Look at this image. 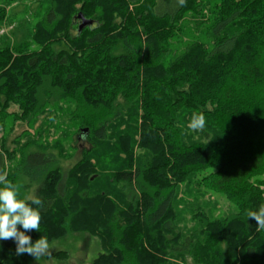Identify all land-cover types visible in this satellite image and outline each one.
Segmentation results:
<instances>
[{"label": "trees", "instance_id": "trees-1", "mask_svg": "<svg viewBox=\"0 0 264 264\" xmlns=\"http://www.w3.org/2000/svg\"><path fill=\"white\" fill-rule=\"evenodd\" d=\"M189 10L200 17L198 32L181 27ZM80 13L93 21L81 31ZM14 34L0 46V130L6 115L34 124L46 94L54 101L75 97L85 120L77 140L106 138L118 96L133 112L141 107L144 120L146 154L136 164L131 136L118 137L130 165L115 172L122 203L104 191L93 195L92 157L64 177L43 145L44 151L21 149L23 160L7 179L21 186V199L22 176L38 181L34 195L44 206L40 232L27 233L33 242L88 229L108 250L91 264H167L173 255H191L198 264H264V230L247 216L264 204V0H51L42 20ZM183 34L187 42L176 53L173 40ZM194 113L206 117L198 138L188 127ZM15 157L2 137L0 172ZM211 167L217 169L199 180L236 202L225 216L202 209L203 192L191 187ZM183 184L194 192L192 202L178 198ZM180 203L191 208L189 229L181 226ZM29 259L16 254L14 241H0V264Z\"/></svg>", "mask_w": 264, "mask_h": 264}, {"label": "rangeland", "instance_id": "rangeland-1", "mask_svg": "<svg viewBox=\"0 0 264 264\" xmlns=\"http://www.w3.org/2000/svg\"><path fill=\"white\" fill-rule=\"evenodd\" d=\"M50 6L51 0H0V7L5 8V16L3 20L0 19V46L6 44V41L13 42L16 37L14 32L17 29L32 27L39 20H42ZM189 11L183 14L180 21L181 27L185 28L186 31L198 32L200 28L196 27V23L200 22V17H195L193 10ZM173 41L176 44V53L184 46V42H187L184 34L179 42ZM35 47L34 45L31 48ZM43 100L45 112L43 114L38 113L39 117L34 124L18 121L13 114L6 115L4 118V127L0 130V141L2 137H9L10 150L13 148L16 150V157L10 161H6L5 168L7 175L12 176L10 175L11 172L20 166L23 160L21 152L23 148L26 152L32 150L44 151L45 148V152L53 155L54 166L61 167L64 177L74 167L81 165L83 162L86 164V157H92L87 170L91 171V175L94 172L98 175L94 180H88L89 186L93 189V195L96 192L104 191L108 194L107 196L110 200L122 203L124 201L123 192L115 172L118 169L128 168L130 165L127 159V152L121 145L117 144L118 137L126 134L131 136L130 144L133 149L132 153H134L133 164H136L138 159L145 157L146 151L140 145L144 122L142 108L139 107L137 111L133 112L132 103L126 102L122 97L118 96L114 102V105H117L114 109L115 113H112L113 116L111 118L110 115L107 117L109 124L106 128V138L99 141L93 136L90 139L91 141H88L83 135L79 136L78 140L76 139L77 130L84 126L85 120L83 121V118L77 115L80 111L75 97H60L54 101L53 97L46 94ZM9 111H18V107L12 106ZM190 130L195 137H200L196 134L195 130L191 128ZM133 134L135 135L133 136ZM14 139L19 140L18 145L13 142ZM122 139L125 140V136ZM29 140L35 141V144L25 148ZM90 149H93L91 153L85 152L84 154L85 150ZM92 165H95L96 171L91 170ZM216 169L217 167H211L202 171L198 175V180L191 187L194 190L198 189L203 192L199 200L202 209L204 208L206 212L210 211L212 213L210 214L211 216H225L235 209L234 203L236 202L223 193L208 189L204 182L199 180ZM261 178L264 180V177ZM21 179L27 185L25 198L33 196L38 181L24 175ZM185 187L186 184H183L178 198L192 202L195 194L194 192L187 194L188 192L185 191ZM262 188L264 191V185H262ZM178 205L179 209L183 210L185 219L184 224H181V226L185 225L186 229H189L194 225L191 219L192 215L189 212L191 208L187 207L189 209L186 210L184 204L180 203ZM49 243L50 252L42 256L38 262L30 255L28 264H91L99 256L100 252L108 251L103 247L100 239L88 229L86 232H75L67 235L65 238ZM59 252L64 253L65 258L59 257ZM166 259H168L167 264H198L191 255H186L184 258L180 255H173L172 257L168 256Z\"/></svg>", "mask_w": 264, "mask_h": 264}, {"label": "clouds", "instance_id": "clouds-1", "mask_svg": "<svg viewBox=\"0 0 264 264\" xmlns=\"http://www.w3.org/2000/svg\"><path fill=\"white\" fill-rule=\"evenodd\" d=\"M179 3L182 4L183 0ZM205 124V115L194 113L188 127L202 130ZM0 185H3L0 187V241H14L17 255L28 254L38 262L50 252V243L43 235L33 242L27 233L40 232L44 201L35 195L19 198L21 186L9 181L3 172H0ZM247 216L256 221V231L264 230V204L256 211H248Z\"/></svg>", "mask_w": 264, "mask_h": 264}, {"label": "water", "instance_id": "water-1", "mask_svg": "<svg viewBox=\"0 0 264 264\" xmlns=\"http://www.w3.org/2000/svg\"><path fill=\"white\" fill-rule=\"evenodd\" d=\"M78 18L81 20V23L79 25V30L81 31L86 26H91L93 24V21L90 19H87L83 14H79ZM84 131H88V128L84 129Z\"/></svg>", "mask_w": 264, "mask_h": 264}]
</instances>
